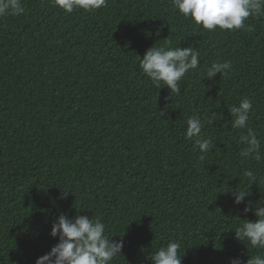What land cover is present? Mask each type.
<instances>
[{"label":"trees","instance_id":"obj_1","mask_svg":"<svg viewBox=\"0 0 264 264\" xmlns=\"http://www.w3.org/2000/svg\"><path fill=\"white\" fill-rule=\"evenodd\" d=\"M22 3V15L0 18V264H36L58 242L50 232L60 214L99 217L123 241L112 264H152L172 240L182 264L259 254L233 230L257 219L243 208L264 199V160L240 157L246 130L231 128L228 108L253 101L249 126L264 156V16L245 22L253 31L210 32L170 0L73 13ZM166 41L200 53L180 94L139 67ZM212 62L230 67L209 80ZM196 114L213 145L203 160L184 135ZM236 189L250 193L245 203H233Z\"/></svg>","mask_w":264,"mask_h":264},{"label":"clouds","instance_id":"obj_2","mask_svg":"<svg viewBox=\"0 0 264 264\" xmlns=\"http://www.w3.org/2000/svg\"><path fill=\"white\" fill-rule=\"evenodd\" d=\"M52 6L73 13L83 10L93 12L106 6L107 0H49ZM173 8L178 9L186 20L210 32L236 31L244 29L253 31L251 25L245 22L249 17L264 16V0H170ZM25 8L22 0H0V18L20 16ZM200 53L192 45L187 48L174 47L171 41H166L163 47H150L140 59L139 67L150 78L151 82L161 88L167 87L170 93L180 94V81L187 73L200 66ZM227 62H212L207 68L206 78L212 80L217 73L224 74L229 69ZM253 101L243 98L238 106L228 108L231 119L228 121L232 129L246 130L239 135V143L244 145L239 155L244 159L256 162L264 160L261 155V140L249 126ZM214 121H209L213 123ZM203 118L192 115L187 119L184 135L186 139L194 140V147L200 152V159L212 148L211 138H204ZM251 184L257 182V176L251 169L244 171ZM235 205L245 203L250 195L246 190H230ZM228 192V191H227ZM252 211L257 217L255 221L247 218L233 230L235 238L249 248L256 249L259 254L249 255L246 262L239 257L233 258L230 264H264V199L255 205L249 202L243 212ZM106 224L99 218L77 214L69 219L60 214L52 224L50 235L58 238V242L45 255L36 260V264H112L122 253L123 241L113 240L106 232ZM179 241H169L165 246L154 251L149 259L152 264H182L179 255Z\"/></svg>","mask_w":264,"mask_h":264}]
</instances>
